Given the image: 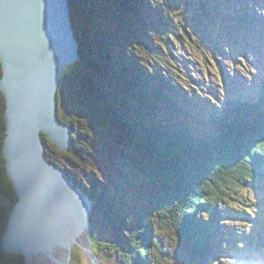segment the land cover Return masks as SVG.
I'll return each mask as SVG.
<instances>
[{"label": "trees", "instance_id": "trees-1", "mask_svg": "<svg viewBox=\"0 0 264 264\" xmlns=\"http://www.w3.org/2000/svg\"><path fill=\"white\" fill-rule=\"evenodd\" d=\"M84 1L89 13L86 23L92 26L94 33L84 32L83 24H79L78 20L75 21L76 16L72 11L80 44L79 53H83L81 61H85L81 62L80 67L84 71H81L83 75L77 70L62 72L60 75L57 93L58 118L62 123L70 125L82 120L89 123L93 121L94 128L104 127L107 132H113L121 137L123 143L127 141L131 147H135L133 150L137 151V158L140 159L139 167L143 177L151 184L146 182L148 184H145L146 188L142 187L145 190L141 192L149 198L147 208L134 210L130 207L128 210L131 219L134 212H136L134 216L138 218L136 223L138 228L135 224L133 228V224L127 223L129 225L127 226L125 219L116 215L109 199L99 194L103 182L97 178L92 179L94 186L92 192H89L86 187L90 183L88 180L80 177V181L86 186L81 185L69 173L70 179L76 186H80L88 198L98 197L93 203L98 207L96 213L98 216L95 220L93 219L95 212H91L95 231L98 230L97 221L103 217L109 223L110 229L118 232V239L124 243L119 244L116 251L125 257L124 264H174L171 259L164 257L167 255L166 244L164 238L159 235L163 227L168 224V219L173 226L169 227V230H174L171 235L175 236L174 240L179 247L185 250L178 255L183 264H264V59L263 64L260 60L259 64L254 66L262 69L261 74L251 66L247 72L245 71L249 78H246V81L254 79L255 83L249 86L247 82L236 77L233 78L232 88L227 90L225 97L217 95L215 102L219 108L222 107L219 115L210 114L211 112L205 115L206 110L198 115L196 112H200L199 109L192 108L193 104H191L189 112L195 115L189 116L188 110H183L182 100L173 95L178 85L182 88L178 91L184 90L187 95L193 92L194 97L204 93V96L198 97L205 101L213 99L215 93L206 92V88L200 86L196 76L192 74L197 72L194 63H197V56H200L201 63L207 67L214 62L219 63L221 55L227 52L224 47L228 49L232 47L231 36L235 34V30L228 23L233 22L234 18L232 15L229 16V13L234 14L231 10H239L237 5L226 4L231 0H197L196 11L190 9L188 14L184 15L183 8V15L179 14L178 18L172 15L170 18L166 17L161 9L160 12H153L156 0H121L120 2L113 0L115 3L108 2V4L103 0L100 5L98 0ZM234 1H238L241 5V0ZM242 1L248 3L247 0ZM71 2L74 3V0ZM162 2L160 5L166 4V0ZM189 2L190 0H185V3ZM219 3H223L225 8L218 5ZM106 5L108 6L106 10L118 15L115 19L107 17L110 24L114 21L118 30L105 31V27L104 29L102 27L104 23H101L94 13L89 12L91 8L97 9L98 6ZM252 13L250 9L239 11L236 15L238 21L231 23L235 28L240 27L237 31L238 36H245L244 29L247 23L244 20L259 21ZM202 17L206 19L205 21L215 18L220 27L216 29L218 32H213L207 24H202L204 22ZM239 20L243 21L239 22ZM199 33H203L202 37L207 40L204 44L198 40ZM244 38L248 43V38ZM123 41L127 43L129 49L125 47ZM205 53H208L207 56L204 55ZM109 55H111L110 59H108ZM235 62L239 60L233 58L226 65L228 76L233 72ZM184 63L191 72L180 65ZM99 64L111 72V77L118 83L121 91L133 94V99L136 101L137 99L141 101V97H145L142 109H134L141 114L144 113V119L124 116L122 108L114 100L115 91L99 79L98 70L94 72V67L97 65L100 67ZM197 66L201 65L197 64ZM88 69L92 73L86 74L85 70ZM137 72L143 77L142 79L139 77L142 87L135 82L131 83ZM84 73L85 77H83ZM226 73H221L222 81L228 80L225 77ZM1 76L0 60V79ZM121 77L126 80H122ZM77 79L80 81L79 84H76ZM147 80H152L153 85L157 87V89L152 88L154 91L152 94L149 93L150 86ZM191 85L196 86L194 91L190 90ZM64 91L68 94L66 95ZM122 93L124 95V92ZM222 100L223 103L220 102ZM128 105L131 106V102ZM140 105L142 106V102ZM5 109L6 98L0 88V264H29L23 254L13 252L8 254L2 247V238L6 233L10 212L18 198L8 174L4 154L7 133ZM68 109L71 113L66 112ZM151 110L156 112L153 114L154 117L150 116ZM98 115L102 117L99 118ZM185 115L197 119L196 121L211 115L210 123H213L215 128L195 132L194 123L190 126L183 124L187 122L183 117ZM175 119H179L182 123L176 122ZM156 120L159 122L155 123ZM171 121L176 124L171 125ZM171 130H177L178 139L188 140L189 143L185 144L186 146L190 144L188 151L183 150L181 145L175 144L176 136ZM45 136L43 139L48 140L49 138ZM76 145H79V142L73 140L70 148L73 147L74 150ZM190 153L192 154L189 155ZM67 160L73 165L76 163L74 158L70 157ZM122 160L126 163L125 158ZM111 161L115 162L113 159ZM51 162L59 164L58 166L69 172L62 163ZM153 162H155L154 166ZM150 186H154L158 191L166 188L167 194L162 196L160 205L154 202L152 194L146 191ZM240 190H246L245 195H238ZM254 193L258 196H253ZM120 194L124 197L123 193ZM241 214L248 215L247 229L252 233L244 232L235 224L239 220L238 215ZM230 229L234 233L231 234ZM218 230L221 231L222 237L226 235L223 240L219 238ZM107 234L111 235V231ZM217 239L222 240L226 245L228 250L226 258L212 255L214 249L212 242L218 241ZM237 256L241 258L240 262L228 261L229 258L233 259Z\"/></svg>", "mask_w": 264, "mask_h": 264}, {"label": "water", "instance_id": "water-1", "mask_svg": "<svg viewBox=\"0 0 264 264\" xmlns=\"http://www.w3.org/2000/svg\"><path fill=\"white\" fill-rule=\"evenodd\" d=\"M77 53L70 0H0L4 154L18 196L2 238L8 254L27 256L54 239L71 244L91 225V201L45 159L41 144L43 135L64 151L72 143L71 129L56 115V93L63 65L78 59Z\"/></svg>", "mask_w": 264, "mask_h": 264}, {"label": "rangeland", "instance_id": "rangeland-1", "mask_svg": "<svg viewBox=\"0 0 264 264\" xmlns=\"http://www.w3.org/2000/svg\"><path fill=\"white\" fill-rule=\"evenodd\" d=\"M98 1H99L98 2L99 5L103 2V0H98ZM120 1L121 0H116V2H120ZM104 2H106V4H108V2L115 3V1H113V0H104ZM160 2L163 3L162 0H156V5L154 6L155 10H153V12L154 13L160 12V9H161L166 17L167 16L172 17V15H174L178 18L179 14L183 15V12H182L183 8L185 11V13H184V15H185V14H188V11L190 9L196 11V8L198 7L197 0H190V2L188 4L185 3V0H166L165 5H163V4L160 5ZM70 3H72V4H70L72 21L74 20V15H75L76 16L75 21L78 20L79 24L80 23L83 24L82 26L85 29L84 32H89V33L91 32V34L94 33L92 26L89 23H86L87 19H89V13L87 12V9L85 6L86 1L74 0V3H73L70 0ZM229 3L230 2H228L226 4H229ZM218 5L225 8L223 3H219ZM190 6H192V7H190ZM245 7H246V4L242 3L241 9L246 10ZM106 9H108L107 5L102 6V7L98 6L97 9L91 8L89 12H90V14L94 13V15L97 16L96 18H99L101 20L100 22L104 23L102 25V27H103V29L105 27V31L111 32V30H118L114 21L111 22V24H110V22L107 20L108 18H111V17L115 19L116 17H118V15L111 13ZM163 10H165L166 13ZM72 11L75 13L74 15H72ZM191 14L196 16V14L193 12H191ZM174 19H176V18H174ZM202 19L204 20V22L202 24H207L208 28L211 31L218 32V31H216V29L220 28V27H218V23H217L215 18L212 17L210 19H207V21H205L206 19H204L203 17H202ZM72 23L74 25V21ZM214 24H217V25H214ZM74 29H75V26H74ZM127 30H129V29H127ZM94 31H96V30H94ZM119 31H121L120 28H119ZM207 31L209 32V30H207ZM223 31H224V28H223ZM204 35H206V34H204ZM202 36H203V33H199L198 40L200 43L204 44V42H207V40ZM231 37H232V42H233L232 47H230L229 50L227 47H224L227 50V52L225 53V55L224 54L221 55V60L219 63L214 62L213 65H209V67H207V65H205L204 63H201L200 56H197V58H196L197 63H194V66L196 67L195 69L198 73L192 72V74L194 76H196V80L199 82V85L204 86L206 88V90H207L206 92L215 93V96L213 97V99L210 98V101L203 100L202 102H199L198 98H195L193 100V92H190V94L187 95L186 91H184V90L178 91V89H182V88L177 85L176 86L177 90L173 93V95H175L176 97H179L182 100L183 108H184V106H186L185 105L186 103L188 104V101L186 100V99H188V100H190L189 101L190 104H194L193 105L194 107L197 106L200 109H205V110L208 108V110L212 111L213 110L212 106L216 103L215 98L217 97V95H220L221 97H225L227 95V90H230L232 88L231 82L233 83V78H236V77L241 78V80L243 82H247L249 86H251V84L254 83V79L246 81V78H248V76L246 75L245 71L247 72L250 69L249 62L247 61V58L244 59L242 56L240 57V56L236 55V53H241L242 51H243V53L246 52L248 55V59H249L250 63L252 64V60L250 59L249 54L252 52L254 54V56L251 58L256 60V58H255V56H256L257 59H259V57H258L259 54L257 51L262 50V46H260V45H264V39H256L254 41H249L248 43L245 42L246 44H242L241 40H243V41L245 40V38L243 36L241 38H239L237 35L234 34ZM77 40H78V38H77ZM237 42H239V43H237ZM78 44H79V40H78ZM123 44L125 45V47H127L129 49V47L127 46V43H125V41H123ZM226 44H227V42H226ZM247 44H249V45H247ZM117 46H119V45H117ZM78 49H80V44H79ZM82 54L83 53H79V50H78V53H77L78 59L63 65V67H62L63 71L62 72H67L70 70H73V71L77 70L79 73L81 71H84L83 68L80 67L81 62H85L84 60L81 61ZM206 54H208V53H205L204 55L207 56ZM111 55H113V54H111ZM111 55H109L108 59L111 58ZM113 57L115 58L114 55H113ZM233 58L238 59L239 62L234 63L235 67L233 68L232 73H234L233 75H235V76H233L232 73L230 74V76H228L226 73V71H227L226 65L230 62V60H233ZM243 59H244V64H245L244 67H243V63L241 62ZM254 63H256V62H254ZM197 64H200L201 66H197ZM262 64H263V62H262ZM180 65L184 66V68L186 67L185 63L180 64ZM99 66L100 67H98V65L94 67L95 68L94 72H96L98 70L97 75L99 76V79L102 82L106 83L108 86H110L115 91L116 95L114 94L115 95L114 100L116 102H118V105L122 108L124 116L127 115V116H131V117H139V118H141V120L144 119V117H143L144 113L141 114L140 111H138V110L134 111V109L135 108H141L142 109L143 99L145 97L144 96L141 97L142 98L141 101L139 99H137V101H136L135 99H133V97H134L133 94L129 93L128 91H126V92L124 90L121 91L118 83L111 77V75H112L111 72L108 71L105 66H102L100 64H99ZM190 69L192 70V68H190ZM185 70H187L188 72H191V71H189L188 67H186ZM256 71L259 72L260 69L256 68ZM85 72H86V74L92 73V71L89 69L87 71L85 70ZM229 72H230V70H229ZM221 73H226L225 77L228 80L222 81V78L220 77V76H222ZM81 74L83 75V72H81ZM86 74L84 73L83 77H85ZM134 75L135 76H133V77H135L136 79L132 78L133 82H131V83L133 84L135 82L138 84V86L142 87L143 86L141 83L142 81L140 82L139 77L141 79L143 77L141 75H139L138 72H137V74L135 73ZM201 76H203V77H201ZM121 79L124 81L126 80L124 77H121ZM147 81H148L149 86H150L149 93L152 94L154 92L152 90V88H154L155 86L153 85L152 80H147ZM79 83H80V81H79V79H77L76 84H79ZM173 85H175V84L173 83ZM67 87L74 90V88H72L69 85H67ZM155 88L157 89V87H155ZM195 88H196L195 85H191L190 90L194 91ZM64 92L66 95L68 94L66 91H64ZM122 92H124V95H122L123 94ZM209 93H208V96L210 97ZM197 96H204V93H202L201 95H197ZM132 100H134V101H132ZM129 102H131V106L128 105ZM140 102H142V106L140 105ZM220 102L223 103L224 101L222 100ZM209 104H211V105H209ZM6 107H7V104H6ZM156 108H158V107H156ZM66 112L71 113V111L69 109L66 110ZM150 113H151V115H150L151 117H154L153 114H156V112L154 110H151ZM98 117L100 118L102 116L98 115ZM162 117L164 118V116H162ZM178 120L175 119L176 122H178ZM158 122H157V120L155 121V123H158ZM180 122L182 123V121H180ZM201 122L203 123L204 121L199 120V123L198 124L196 123V126L200 129H202V127H201L202 125L200 124ZM73 123H74V121H73ZM183 124H186V123H183ZM70 126H72V130H73V140L78 141L79 145H76V148L74 150H72L73 147H71V148L69 147L68 150L64 151V150L60 149L56 145V143H54L50 139L45 140L46 158L50 162L56 161V163H62L64 166H66L67 170H69V172L68 171L67 172L70 173V175L73 178H75V180H77V182L80 183L81 185L86 186L85 183L82 184V181H80L81 180L80 177H82L84 180H88L90 183L87 184L86 187H87V191H89V192H92L91 189H93V186H94L93 180H92L93 178H97V179H99V181L103 182V185H101L102 191L99 193L101 195V197H108L109 202L111 203L112 207L114 209H116L115 211H117L116 215L119 217V215L121 214L120 216L122 217V219H125L126 224L127 223L133 224L132 227L134 228V224L136 225L138 218L136 216H134L136 214V212H134L132 215V219L134 218L135 220H132L130 218L131 215L128 212V210H130L129 208L131 207L134 210H135V208L137 210H139V208L140 209L147 208V205L149 202V198L145 194L141 193V192H143V190H145V189H142V187L146 188L145 184H148L149 181L145 180V178L143 177L142 170L139 167V160L140 159L137 158V152L135 150H133V148H135V147L134 146L131 147L127 141L125 143H123L124 141L121 137H118L117 134L115 135V133H113V132H111V133L107 132L104 127L98 126V127L94 128L93 127L94 126L93 121H90V123L86 120H82L79 122L77 121L75 124L70 125ZM182 126L184 127V125H182ZM96 129H98V130H96ZM171 131H173V130H171ZM172 133L174 134V136H176V139L174 140V142H176L175 144L181 145L183 150L188 151L187 149L189 148L190 144H188V146L185 145V144L189 143L188 140L183 139V138L178 139L177 138V135H178L177 130H174ZM114 139H116V140H114ZM129 139H130V137H129ZM71 144H70V146H71ZM78 149H81V151ZM132 152H134V153H132ZM67 153L69 155H67ZM191 154L192 153H190L189 155H191ZM66 157L67 158H70V157L74 158L76 163L73 165L72 163L68 162ZM123 158L126 159V163L122 160ZM111 159H113L115 162L112 163ZM149 161H150V159H149ZM154 165H155V162H153V166ZM77 166H79V167H77ZM58 168H61V167L58 166ZM77 176H78V179H77ZM146 182H148V183H146ZM149 185H151V184L149 183ZM237 188H239V187H237ZM146 191L149 194H152V199L154 200V202H157L159 205H160V200H161L162 196L167 194L166 188L158 191V189L155 188L154 186H150V188ZM245 191L246 190H244V191L240 190L238 192V195H242V194L245 195ZM120 193H123L124 197H122ZM250 196H252V194ZM253 196H258V195H257V193H254ZM91 198L93 200H92V203H89L90 204V211L95 212L94 217H93V219L95 220L96 216H98L96 214L98 207L93 205V203H94V200L97 199L98 197L97 198L91 197ZM255 198H257V197H255ZM88 200H91V199H88ZM234 203H236V202H234ZM127 204H129V205H127ZM94 206H95V208H94ZM154 206H157V205L154 204ZM163 206H164V208H166L165 205H163ZM127 215H128V217H127ZM238 217H239L238 218L239 220H237V222L235 224L237 226H239L241 228V230H244V232L252 233L251 231H248V229H247V226L249 225V223L246 220L248 218V215L247 214H241V215H238ZM155 220H156V217H155ZM90 221H91V225H92L91 217H90ZM167 223L168 224L165 226V228L163 227V229L159 232V235L164 238V240H165L164 242L166 244L165 248L167 250L168 256L165 255L164 257H166V258L168 257V259H171V261H173L174 264H175V261L177 262V264H183L181 262L182 259H180L178 257V255H180V253L185 251V250H183V248L179 247L177 242L174 240L175 236L171 235V233H174V230L173 229L169 230V227H171V228L173 227L169 223V219L167 220ZM128 224H127V226H129ZM229 224L233 225L234 223H229ZM96 225L98 226V228H97L98 230H96V231H95V227H94V230L90 227L89 238H90L91 246H90V244H87L88 245L87 247L89 248V250L87 249L86 246H84V244L82 246L80 242H76V241H73V243H71L72 245H70L68 247L67 252H68V250H70V254H71V259L69 260L68 264H92V259H89V256H91V255L93 256L94 260L98 259L100 264H116L118 260L120 261L121 264H124L125 257H123V255H120L116 251V248L118 247V245L124 243L123 241H120L118 239L119 238V236L117 234L118 232H116V230H114V229H110L109 223L103 217H102V219L100 218V220L97 221ZM7 226H8V224H7ZM136 228H138L137 225H136ZM230 230H231L230 231L231 234L234 233V232H232V229H230ZM106 231L107 232L111 231V235H108ZM127 232H126V234H131L130 232L129 233H127ZM238 232H240V231H238ZM242 235H243V232H242ZM225 236L226 235H224L223 238ZM217 240L218 241H213V242L210 241V242H212V244H214L215 248L217 247L216 246L217 244H219V245L221 244L223 249H226V251H227L225 243H223V241L220 239H217ZM50 242H51V240H50ZM87 242L89 243V239L87 240ZM43 247L44 246L40 247L39 251L45 252L47 250L46 249L47 247L46 248H43ZM30 250H28V253L30 252ZM13 253L23 254L20 252H13ZM175 254H176V256H175ZM23 255L25 256V254H23ZM28 256L29 255L25 256L28 263L29 262H31V264H38L39 263V261L37 260L40 258L39 256L38 257L33 256V259H30V261H29ZM223 256L225 257V255H223ZM240 260H241V258H239L238 256L233 258V259H231V258L228 259V261H230V263H232L233 261H236V263H238V262H240ZM140 264H143V263H140Z\"/></svg>", "mask_w": 264, "mask_h": 264}, {"label": "bare ground", "instance_id": "bare-ground-1", "mask_svg": "<svg viewBox=\"0 0 264 264\" xmlns=\"http://www.w3.org/2000/svg\"><path fill=\"white\" fill-rule=\"evenodd\" d=\"M248 1V3L247 2H245V1H240L241 2V4L242 3H245L246 4V7H245V9L246 10H251V11H253V13H252V15L257 19V20H259L258 22L259 23H261L262 22V25L264 26V0H247ZM230 3L229 4H235V5H237V7L239 8V10H231L232 12H234V14H231V13H229V16L230 15H232L233 16V18H234V21H238V19H237V14H238V12L239 11H242V9H241V5H239V2L238 1H234V0H231V1H229ZM245 10V11H246ZM260 16H263V17H260ZM233 21V22H234ZM261 21V22H260ZM73 22V21H72ZM232 21H230L228 24H230L231 25V27L233 28V30H235V35H237L238 36V33H237V31L239 30V28H235V26L234 25H232L231 23H233ZM230 27V28H231ZM247 38H248V42H249V38L250 37H248L247 36ZM252 40L254 39V38H251ZM246 40V39H245ZM243 41V40H241V42H242V44H246L245 42L247 41ZM77 42H78V40H77ZM78 48H79V44H78ZM79 50V52H80V49H78ZM257 52H259V51H257ZM1 58V57H0ZM251 59V58H250ZM62 74V73H61ZM255 83V82H254ZM59 84H60V80H59ZM59 87V86H58ZM229 91V90H228ZM57 93H58V90H57ZM57 93H56V98H57ZM172 93V92H171ZM162 95H164L163 93H162ZM172 95V94H171ZM209 105H211V104H209ZM208 105V106H209ZM212 108H213V110L212 111H210L211 113L210 114H218L219 115V113L221 114V109H222V107L221 108H219L218 107V105L215 103L213 106H212ZM184 109H186L185 107L183 108V110ZM57 110H58V103H57ZM57 110H56V112H57ZM214 111H215V113H214ZM56 115H57V113H56ZM189 116H193V113L192 114H188ZM206 115V114H205ZM189 116H183L184 118H186L187 119V122H185L186 124H189V126H190V124H192V123H194L193 122V120H197V119H195V118H192V117H189ZM57 117H58V115H57ZM59 119V118H58ZM178 120V119H177ZM202 121H204L205 122V124H204V126H206V127H208L209 129H213L214 130V128H215V126H213V123H210L211 122V115L209 116V117H205ZM178 122H180V120L178 121ZM198 123H199V121H197ZM60 123H61V125H63V124H65V125H67L70 129H71V138H72V141H73V137H72V126H70V124H68V123H62L61 121H60ZM176 123L174 122V121H171V125H175ZM43 137H44V135L43 136H41V139H42V142H41V144H42V146H43V148H45L46 149V146H45V144H44V141L46 140V139H43ZM46 137H48V135H46L45 136V138ZM49 138V137H48ZM46 152V151H45ZM137 152V151H136ZM45 159L48 161V162H50L47 158H46V153H45ZM137 162V161H136ZM50 163H52V162H50ZM52 164H54V163H52ZM54 165H56V166H58L57 164H54ZM60 167V166H59ZM63 170V172L64 173H66V174H68V177H69V173H67L64 169H62ZM70 178V177H69ZM94 179V178H93ZM71 180V179H70ZM74 183V182H73ZM74 187L75 188H79L80 189V191L82 192V194L83 195H85V197H86V193H84L83 192V190L80 188V187H78V186H76V184L74 183ZM104 198H108V197H104ZM92 200V199H91ZM97 202H100L99 200H97ZM101 205V204H100ZM111 205V204H110ZM112 206V205H111ZM116 210V209H115ZM114 210V212L115 213H117V211H115ZM91 215V211H90V213H89V218L91 217L90 216ZM112 215V214H111ZM110 215V216H111ZM119 215V214H118ZM121 215V214H120ZM222 219H223V217H222ZM93 225V224H92ZM92 225H89L88 224V226L87 227H85V228H83V230L82 231H78V234H79V236L82 238V240H78L77 239V241L76 242H80L81 243V245L83 246V244H84V246H88L87 244H90V238H88V236H90V226H92ZM94 227V226H93ZM89 239V243L87 242V240ZM50 241V240H49ZM51 243V244H50ZM50 243H46V244H44V245H39V246H36L34 249L32 248L31 250H30V252L28 253V255L30 256L29 257V261H30V259H33V256H35V257H40L39 258V263L38 264H68V262H69V260L71 259V255H70V250H68V252H67V249H68V247L71 245L70 244V242L68 241V240H63V244L61 245V243H60V240H58L57 241V239H54V240H51V242ZM43 244V243H42ZM56 244V245H55ZM41 246H44L47 250L45 251V252H43V251H39V248L41 247ZM87 249L89 250V248L87 247ZM116 258V257H115ZM56 259V260H55ZM89 259H92V264H100V262L98 261V259H96V260H94L93 259V256L91 255V256H89ZM117 259V258H116ZM118 260V259H117ZM30 264H31V262H30ZM116 264H121L120 263V261L118 260L117 261V263Z\"/></svg>", "mask_w": 264, "mask_h": 264}]
</instances>
